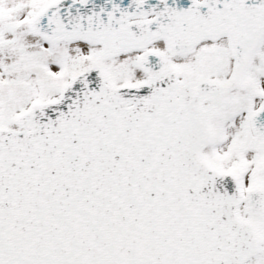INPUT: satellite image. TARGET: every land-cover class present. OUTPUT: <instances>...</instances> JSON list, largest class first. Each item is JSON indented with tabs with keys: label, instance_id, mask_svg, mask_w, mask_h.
Masks as SVG:
<instances>
[{
	"label": "snow or ice",
	"instance_id": "1",
	"mask_svg": "<svg viewBox=\"0 0 264 264\" xmlns=\"http://www.w3.org/2000/svg\"><path fill=\"white\" fill-rule=\"evenodd\" d=\"M0 264H264V0H0Z\"/></svg>",
	"mask_w": 264,
	"mask_h": 264
}]
</instances>
